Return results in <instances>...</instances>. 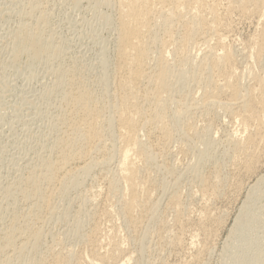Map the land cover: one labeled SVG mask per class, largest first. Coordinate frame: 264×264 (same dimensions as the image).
<instances>
[{
    "label": "rangeland",
    "instance_id": "obj_1",
    "mask_svg": "<svg viewBox=\"0 0 264 264\" xmlns=\"http://www.w3.org/2000/svg\"><path fill=\"white\" fill-rule=\"evenodd\" d=\"M30 1L0 0V238L15 222L22 227L32 225L35 231L42 230L37 250L28 243V237L20 236L25 240L17 242L19 247L23 241L29 244L22 264H29L34 258L38 264L56 261L93 264L95 260L100 264L126 261L125 264H235L232 247L236 241L228 240V235L251 188L264 176V96L260 98L264 95V53H259L264 37V0L262 3L259 0V11L252 8L246 15L238 9L246 0H212V4L206 0L209 3L206 18H215L221 27L218 32L224 48L218 50V57L231 50V69L227 65L214 70L213 57L204 58L208 56L204 46L199 50L191 45L187 54L178 49L185 31L181 24H176L173 31L177 46H162L165 52L161 43L152 46L149 60L152 70L158 67V57L164 52L176 75L181 72L189 75L186 81L176 76L171 91L162 94L161 103L169 100L165 102L166 108L159 111L162 105L159 108L154 101L146 99L147 102H140L139 113L133 115L137 130V145L131 152L136 170L133 204H129L130 187L120 168L126 140L119 122L122 114L131 109H123L120 116L116 112L115 127L112 130L108 127L110 108L119 102L113 73L118 36L115 23L107 24L104 16L114 14L113 18L117 19L116 10L99 6V0ZM33 3L39 9L35 8L36 13L31 10ZM210 7L212 14L216 13L214 17L208 15ZM196 8L193 15L199 13ZM41 11L48 13H45L48 23L43 27V36L58 46L60 57L56 59H60L32 64L27 55H22L13 63L12 39L16 31L21 25H34ZM193 15L184 19L198 18ZM214 44L215 41L211 45ZM201 65L205 69L201 67V70ZM73 73L78 81L89 84L103 98L94 122L97 136L75 144L66 168L60 173V195L53 197V207L39 211L41 220L29 222L26 216L31 214L29 209L34 210L31 202L16 197L18 219V214L12 212L15 199H8L6 191L23 181L41 160H53L55 127L58 117L66 112L64 88L58 79L61 83L63 75ZM224 73L230 77L226 79ZM148 84L141 86L139 96L154 93L153 85ZM235 85L240 98L232 108L229 86L236 88ZM212 93L218 96L212 99ZM158 111L162 121L156 119ZM60 130L64 134L62 123ZM239 145L244 152L237 149ZM85 166H90L91 171L83 175ZM71 176L77 178L76 186L63 191ZM261 191L264 193V187ZM256 202L251 230L252 239H256L251 241V246L255 244L252 247L260 248L264 255V195ZM24 219L28 221L25 224ZM17 251L5 252L0 258L17 263Z\"/></svg>",
    "mask_w": 264,
    "mask_h": 264
},
{
    "label": "bare ground",
    "instance_id": "obj_2",
    "mask_svg": "<svg viewBox=\"0 0 264 264\" xmlns=\"http://www.w3.org/2000/svg\"><path fill=\"white\" fill-rule=\"evenodd\" d=\"M33 1L31 0L30 2L32 3ZM208 1H206V0H99L98 1L99 6H103L105 8H110L111 10L114 9V10H116L115 12H117L116 13L117 19L113 18L114 14H112V16L111 15L104 16V19H105L107 24L110 25V24L115 23L114 25H116L117 36H118L116 38L118 41L117 42L118 43V45H117V58H116L117 62H116L113 73L116 76L115 78L117 80V85H118L117 86L118 87V90H117L118 95L115 94V96L117 95V98H119V102L118 103L115 102L114 103L115 105L110 108V118H109L110 122H109L108 127L111 130L115 127L116 122L113 120L114 115L119 113V116H120L121 111L123 109H126V108L131 109L130 111L124 112L122 114L121 120H119L120 129L124 133V138L126 140V145L122 151V162L120 164V168H121V172H122L124 178L126 179L127 183L129 184L128 186L130 187V189H129L130 190L129 204L130 203L133 204V202L135 203V201H136V189H135V185H134V178L136 177V170L134 167L135 165H133L134 163L131 160V156H132L133 149H134L132 147L137 145V142H136L137 130H136L135 124H134L136 119L134 121L135 117L133 115H137L139 113L138 107L140 106V102L144 101V100H145V102H147L146 99H148L150 101H154L156 103L157 107L159 105H162L161 109H159V111L166 108V104L169 102V100L167 98V100L165 101V98H163L165 102H167V101L168 102L165 104V102L162 100L164 103H161L162 94L164 96V93L168 94V92L171 91L172 84H173L174 78L176 76L178 77L179 80L186 81L187 76L189 75L186 72L185 73L181 72V74L176 75V72H175L176 69H173L172 66L170 64H168L167 59H166L167 56H165V54H163L166 51L165 49H163V47L166 48L168 46H172L173 44H174V46L176 45L175 44L176 43V37H175V33L173 32L175 30L174 29L175 25L178 24V26H179V24H181V26H183L184 30H185L183 32L184 35L181 38L183 40H182V42L180 41V44H179L180 48H178V49L185 51L187 54V51H189L188 48L191 45L193 47H196V48L198 47L199 50L202 48L201 46L206 47L205 52H207L206 54H208V56L205 55L204 58L206 60L209 58V56L213 57V60H212L213 62L211 65H212L214 70H219L220 68L222 69L223 67H225L227 65L229 66L231 64V62L233 63V61H232L233 60V54H232V52H230L231 51L230 49H229L230 51H224L225 53L223 54V56H221V54L223 53L222 52L221 54H219L221 57H218V52H219L218 50H221L222 48H224V45L222 44L223 40H221V38L219 37L218 28L220 26L217 23L218 21L215 18H213L215 12L212 14V12L209 10V9H212L211 8L212 6L210 8H208L209 12H211L208 15L209 16L212 15L213 17H209V18H213V19L209 20L205 16V12H206L205 10L207 9V7H209L208 6L209 3L207 5ZM260 1L259 0H246V1H244L238 5V7H239L238 9L241 11V13H244L246 15V13L249 11V9H252V8H254L253 10H255V8L258 9L260 4L262 3V1H261V3H260ZM34 3H33V5H31L32 6L31 10H34V12H35V8H37V7H35L36 6L35 4H37V3H35V4ZM212 3H214V2H212V0H211L210 4H212ZM263 3H264V1H263ZM38 4H39V1H38ZM29 5H30V3H29ZM214 5L215 4H213V7H214ZM196 7L198 8L199 13L196 10L198 14L193 15V11L195 10ZM215 7H216V5H215ZM228 7H229V5H228ZM230 7L233 8V6H230ZM29 10L30 9L28 8L27 11L30 12L31 10L30 11ZM229 11H230V9H229ZM258 11H259V9H258ZM41 12H43V11H41ZM37 13H39V11ZM45 13H47V12H45ZM45 13L43 12V13L39 14L40 16L37 17L38 19L35 21V23L33 22L34 25L33 24H24L23 26L21 25V28L18 31H16L15 36L12 39L13 40V47H12L13 48L12 49L13 63L14 62L16 63L22 55H27L28 59H30L32 61V64H33V62H39V61L44 60V59H47L49 61H52L54 58H55L54 59L55 61L60 59V58L56 59L57 57H60V49L58 48V46L55 47L54 45H52L49 42V40H48L49 38L46 40L45 39L46 37L43 36V27L45 25L47 27V23H48V18L45 15ZM191 14L193 15V17L198 16V18L195 17V19L193 18L194 20L186 21L184 18L187 16H191ZM217 14H219V13H217ZM253 14H254V12H253ZM33 15H35V14L33 13ZM47 15H48V13H47ZM26 16H28V15H26ZM216 16H218V15H216ZM189 19H192V17ZM46 27H44V28H46ZM44 31H46V30H44ZM44 35H47V34H44ZM179 37H181V36H179ZM197 37H199V39L195 40ZM260 40H261V38H260ZM50 41H51V38H50ZM211 41H213V42L215 41V44L213 46L211 45V44H213V42L211 43ZM158 43H161V47L163 46L162 49H163V51L164 50L165 51L162 52V50L160 49L162 53L160 52L161 54L157 60L158 61V67L156 66L155 67L156 69L153 68L154 70H152L151 68L153 66L151 67V65H150L152 62L149 63V60L152 56V54H151L152 46H154L155 44L157 45ZM202 49H204V48H202ZM255 50H256V48H255ZM259 53L260 54L264 53V37L260 41V52ZM262 55H261V57H262ZM258 58H259V56H258ZM201 61L203 62V60H201ZM186 63H185L183 68H185ZM205 64H207V63L205 62ZM209 64H210V62H209ZM149 65H150V67H149ZM152 65H154V64H152ZM199 67L201 69L202 65ZM204 67H206V66H204ZM231 67H230V69H231ZM203 69H205V68H203ZM200 71H199V73H200ZM229 72H231V71H229ZM182 74L186 75V77ZM224 74H225V78H226V76H229V75H226L227 73H224ZM75 75H76L75 73L63 75L61 83H60V78L58 79L60 87L64 88L63 89V99H64V103L66 105V112H65V114H63V116L61 115L62 116L61 118H60V116L58 117L57 126L55 127V129H57L55 133H57V134H55L56 135V139H55L56 142L54 143L55 146H53L54 147L53 149H55L54 156L52 158L53 160H49L50 158L48 160H46V159L41 160V162L37 168L34 165V167H35L34 170L30 171L29 175L27 177L23 178L24 180L22 179L23 181L20 180L21 182L19 181L17 184L10 187L6 191V194H5L9 197L8 199L14 197L15 202L13 201V203H15L14 204L15 208L13 209L12 212L17 213V214L19 212L18 211L19 205H18V208H16L17 207L16 205L19 204L18 203L19 201L16 200L17 199L16 197H19L20 199H22L26 203L31 202V209L34 208V210L32 209L33 210L32 211L29 209V211H31V214L26 216V219H27V217H29V220H30L29 222H31V221L36 222V221H33L35 219L37 221H38V219L41 220L39 218L41 215V214L39 215V211L42 208L53 207V204H54L53 203V200H54L53 197L56 194L60 195V173L63 171L64 168H66L65 166L68 164V161L71 158V153H72L73 148H75V144L79 143V141H82V139L92 140L97 136L98 127H95L94 122H95L96 117L98 116V109H99L98 104H99V102H102L103 98L101 100V96L99 94H98L99 95L98 96L95 93L94 89L89 84L86 85L84 83H81L80 81H78L74 77ZM208 75H210V73H208ZM59 77H60V75H59ZM199 79H201V78H199ZM226 79H225V81H226ZM108 80L109 79L106 76L104 78V83L106 85L108 84ZM230 82H229V84L232 83V82L231 83ZM145 83H149L148 85H153L155 91H154V93H151V94H144L142 96H139L138 91L141 89V86H143ZM227 83H228V81H227ZM209 85H211V83ZM259 86H262V85H259ZM147 87H145V88H147ZM220 87H222V85ZM229 88L231 89V93L233 94V96L231 97L233 99L232 100L230 99L231 102L229 103V105H231L233 108V105H237L236 102H237V98L239 96V92H238L237 86H236V88H234V87L232 88L229 86ZM218 89H216L215 91L218 92ZM209 90H211V89H209ZM204 91H205V89H204ZM51 93H53V92H51ZM263 93H264V90H263ZM256 94H257V92H256ZM260 94H261V92L259 93V95ZM55 95H57V94H55ZM217 96L218 95H216L215 93H212L211 98L213 99V98H216ZM263 96L264 95H262V97H260V98H263ZM168 97H169V95H168ZM117 98H116V100H117ZM239 98H240V96H239ZM244 103H243V105H244ZM100 104H102V103H100ZM211 104L213 105L214 103H211ZM239 106H240V104H239ZM102 107H101V109H102ZM245 107L246 106L244 105L243 109ZM159 108H160V106H159ZM156 109H158V108H156ZM159 111L157 113L156 119L158 121H160V120L162 121V118L159 116ZM61 112H63V111L61 110ZM156 112L154 114H156ZM231 112H232V110H231ZM243 114H244V117L246 119V117H247L246 112H243ZM137 118H138V116H137ZM61 123H62V128L64 130V134H62L63 131L60 130ZM155 126H158V125L155 124ZM60 131L62 134L61 138H60ZM71 136H73V139H71ZM84 142H85V140H84ZM69 147H71V149ZM237 149L239 151L244 152V148H242L240 145L237 147ZM200 159L202 160L203 158L200 157ZM107 164H108V162H107ZM65 171L66 170H64V173H65ZM89 171H91V167L85 166V169L82 170V172H84V174L83 173L82 174L86 175L87 173H89ZM76 179L77 178H75L74 176H71L68 179L71 181H69L66 185H64L62 190L63 191H68L69 189L71 190L72 189L71 187L76 186L75 185ZM124 185H125V183H124ZM200 185H202V184H200ZM263 187H264V176L261 177L260 179H258V181L251 188V190L248 194V197H247V202L244 203L242 209L240 210V214L238 215L237 219L235 220L234 226L232 227V229L229 232L228 240H232L234 242L236 241L234 243L236 246L231 241V243L234 245V247H232V252H234L236 254L235 264H237L238 261H246L248 264H264V255L262 253L263 251L258 247H252L255 244L251 246V244H252L251 241L252 240L255 241V239H256V238L252 239L253 234L251 233V230L254 228L255 212L257 210V205H258L257 204L258 202H256V200L261 199V197H263L264 193L261 191V188H263ZM137 191H138V189H137ZM126 195H128V194H126ZM44 210H47V209H44ZM14 215H16V214H14ZM42 215H44V214H42ZM16 217L17 216H15L13 218H16ZM17 218L18 219L20 218L19 214H18ZM17 218L15 219V221H17ZM24 221H25V219L23 220V223H24ZM19 222H21V221H19ZM25 222H28V221H25ZM11 223H13V222H11ZM31 226L27 225L26 227H24V226L22 227V226H19V223H17V222L11 224L10 227L6 226L8 229L6 231L4 230L5 233H4L3 237L0 238V255H2L5 252H8V251H13V252L16 250H19V251H17V255H16L17 256V263H13L14 261L12 262L10 259L9 260L6 259L5 261H3L0 258V264H22V263H24L26 261V258H27L26 254H25L27 251V245H29L31 243L33 245V249H35V250L38 249V245H39L40 239L42 237V235H41L42 230L40 232L35 231L36 229L34 230V226H32V227ZM21 235L28 237L27 241H28V239H30V241H28V243L29 242L30 243L27 244L26 241H25L26 243H24L23 240H25V239H23V237L20 238ZM20 239H23L22 240L23 245L19 247L17 245V242H19ZM231 243H230V246L232 245ZM256 245H258L257 242H256ZM261 246H262V244H261ZM30 250H32V249H30ZM6 256H7V254H6ZM8 256H9V254H8ZM35 256L36 255H34V257ZM36 257H38V256H36ZM52 259H54V258H52ZM126 262H128V261H126ZM29 264H38V259L34 258L31 261L29 260ZM54 264H58V262L56 261ZM93 264H100V263L95 260V261H93Z\"/></svg>",
    "mask_w": 264,
    "mask_h": 264
}]
</instances>
